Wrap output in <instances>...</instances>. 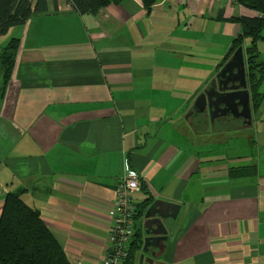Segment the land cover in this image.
I'll return each mask as SVG.
<instances>
[{"label": "crops", "instance_id": "1", "mask_svg": "<svg viewBox=\"0 0 264 264\" xmlns=\"http://www.w3.org/2000/svg\"><path fill=\"white\" fill-rule=\"evenodd\" d=\"M46 3L0 37V51L19 40L2 94L0 71V215L17 194L69 264H100L127 166L136 210L179 206L150 264H264V172L219 143L230 120L184 119L239 32L227 20L256 13L232 0H158L149 14L122 0L83 16Z\"/></svg>", "mask_w": 264, "mask_h": 264}, {"label": "trees", "instance_id": "2", "mask_svg": "<svg viewBox=\"0 0 264 264\" xmlns=\"http://www.w3.org/2000/svg\"><path fill=\"white\" fill-rule=\"evenodd\" d=\"M70 11L76 15L97 14L99 10L118 5L122 0H66ZM145 14H149L158 0H139ZM235 5L256 13L254 18L233 17L227 21L238 25L239 32L231 40L225 55L217 64L216 72L238 48L243 49L250 108L257 111L263 95L257 88L264 76V62H259L257 44L262 40L264 30V0H232ZM47 10L46 0H37L32 7L30 0H0V37L10 29L23 26L34 15ZM247 41V45L244 42ZM19 40L12 38L0 51V71L2 75L1 94L4 91L15 64ZM251 174L254 167L240 170ZM149 200L143 201L146 205ZM142 216L136 210L134 220ZM141 249V238L134 232L129 245V253L123 264L134 260L136 251ZM0 264H69L53 235L42 223L39 213L24 204L19 195H6L0 215Z\"/></svg>", "mask_w": 264, "mask_h": 264}, {"label": "water", "instance_id": "3", "mask_svg": "<svg viewBox=\"0 0 264 264\" xmlns=\"http://www.w3.org/2000/svg\"><path fill=\"white\" fill-rule=\"evenodd\" d=\"M207 115L208 122L215 120H241L243 126L251 125V108L247 88L243 49L233 52L216 72L214 78L195 98L184 116ZM178 205L155 200L144 205L142 217L141 249L137 264H150L154 258L151 249L164 248L170 229V221L175 220Z\"/></svg>", "mask_w": 264, "mask_h": 264}, {"label": "built area", "instance_id": "4", "mask_svg": "<svg viewBox=\"0 0 264 264\" xmlns=\"http://www.w3.org/2000/svg\"><path fill=\"white\" fill-rule=\"evenodd\" d=\"M139 178L135 171L125 166V172L115 187V199L109 211L106 252L100 264H123L128 257L136 214L130 194L138 189Z\"/></svg>", "mask_w": 264, "mask_h": 264}, {"label": "rangeland", "instance_id": "5", "mask_svg": "<svg viewBox=\"0 0 264 264\" xmlns=\"http://www.w3.org/2000/svg\"><path fill=\"white\" fill-rule=\"evenodd\" d=\"M244 45H247V41L244 42ZM257 49L259 52V62H264V30L262 31V40L257 44ZM218 59L219 62L221 58ZM257 91L263 95V100L257 111H254L253 113L251 111V125L236 128L240 123L231 119L229 121L227 135L221 136L219 139V141H221L219 143H223L227 148H230L234 152L239 151L242 155L245 154L250 164L258 163L260 172H264V76L258 85ZM215 127L218 130L220 125L217 123ZM222 137L225 138L222 140ZM139 207L138 209L141 211L144 208L142 205ZM178 222L179 219L177 220V223ZM134 232L138 231L134 229Z\"/></svg>", "mask_w": 264, "mask_h": 264}]
</instances>
